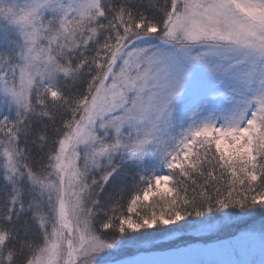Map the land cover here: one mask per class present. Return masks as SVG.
Returning a JSON list of instances; mask_svg holds the SVG:
<instances>
[{
	"label": "snow or ice",
	"instance_id": "1",
	"mask_svg": "<svg viewBox=\"0 0 264 264\" xmlns=\"http://www.w3.org/2000/svg\"><path fill=\"white\" fill-rule=\"evenodd\" d=\"M0 264H264V0H0Z\"/></svg>",
	"mask_w": 264,
	"mask_h": 264
}]
</instances>
